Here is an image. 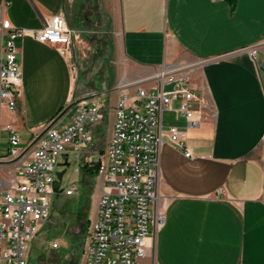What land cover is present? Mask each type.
I'll return each mask as SVG.
<instances>
[{
	"label": "crops",
	"instance_id": "crops-1",
	"mask_svg": "<svg viewBox=\"0 0 264 264\" xmlns=\"http://www.w3.org/2000/svg\"><path fill=\"white\" fill-rule=\"evenodd\" d=\"M56 15L70 44L33 35ZM4 19L28 32L17 38L22 97L17 110L2 108V153L7 124L27 147L49 124L72 119L73 109L59 116L77 95L104 116L88 125L92 140L81 151L95 158L123 94L154 89L160 71L189 68L209 107L195 127L163 112L164 128L187 129L192 156L164 136L157 155L165 223L141 264H264V0H0V56Z\"/></svg>",
	"mask_w": 264,
	"mask_h": 264
},
{
	"label": "built area",
	"instance_id": "built-area-1",
	"mask_svg": "<svg viewBox=\"0 0 264 264\" xmlns=\"http://www.w3.org/2000/svg\"><path fill=\"white\" fill-rule=\"evenodd\" d=\"M2 29L0 119L3 106L17 110L20 105L23 71L17 38L28 32L9 19L3 20ZM33 35L51 44H70L72 40V32L60 15L33 30ZM152 77L154 89L138 86L134 94H123L109 143L88 160L99 165L100 196L96 217L87 232L82 264H141L150 239H156L165 223L158 205L159 147L167 136L186 149L188 137L187 129L176 125L164 128L163 112L175 110L190 127L206 118L209 105L189 83L188 72L169 69ZM168 84L171 88L166 87ZM175 100H180L177 109L172 106ZM102 118L97 102L81 104L66 125L49 127L27 147L21 145L17 128L6 125L10 143L6 153L1 151L0 140V264H31L30 244L50 217L60 161L90 144L88 125ZM186 156H192L190 149H186ZM75 190L72 185L64 192L71 195Z\"/></svg>",
	"mask_w": 264,
	"mask_h": 264
},
{
	"label": "rangeland",
	"instance_id": "rangeland-1",
	"mask_svg": "<svg viewBox=\"0 0 264 264\" xmlns=\"http://www.w3.org/2000/svg\"><path fill=\"white\" fill-rule=\"evenodd\" d=\"M188 69L184 67L182 71ZM84 99L76 95L68 106L77 111ZM168 115L166 112V116ZM89 154L73 152L68 166H58V171L66 169L61 191L55 193L50 217L30 244L31 264H82L87 232L92 220L89 217L96 211V194L100 192L98 176L86 181L80 169L83 164L88 163ZM72 185L76 186L75 193H65L64 189ZM74 243L82 248V254H79L77 248H73ZM54 244H58V247Z\"/></svg>",
	"mask_w": 264,
	"mask_h": 264
},
{
	"label": "water",
	"instance_id": "water-1",
	"mask_svg": "<svg viewBox=\"0 0 264 264\" xmlns=\"http://www.w3.org/2000/svg\"><path fill=\"white\" fill-rule=\"evenodd\" d=\"M261 67L264 69V62H262ZM71 109V106H67L66 108H64V110H62L61 114L59 117H61L62 115H64L66 112H68ZM54 123L49 124L44 130L43 132L38 136V138H40L42 135H44V133L46 132V130L53 126ZM37 138V139H38ZM70 163L68 162V159H66L64 162H61L59 165L61 166H68ZM66 169L62 170V171H58L57 172V185L55 187V191L56 192H60L61 191V183H62V179L64 176Z\"/></svg>",
	"mask_w": 264,
	"mask_h": 264
},
{
	"label": "trees",
	"instance_id": "trees-1",
	"mask_svg": "<svg viewBox=\"0 0 264 264\" xmlns=\"http://www.w3.org/2000/svg\"><path fill=\"white\" fill-rule=\"evenodd\" d=\"M80 169L83 173V179L87 181L88 179L97 176L99 165L97 163L90 164L88 162L83 164ZM76 243L73 244V248H77L79 254H82V248H80Z\"/></svg>",
	"mask_w": 264,
	"mask_h": 264
},
{
	"label": "flooded vegetation",
	"instance_id": "flooded-vegetation-1",
	"mask_svg": "<svg viewBox=\"0 0 264 264\" xmlns=\"http://www.w3.org/2000/svg\"><path fill=\"white\" fill-rule=\"evenodd\" d=\"M64 162V161H63ZM62 167H64V166H62Z\"/></svg>",
	"mask_w": 264,
	"mask_h": 264
}]
</instances>
